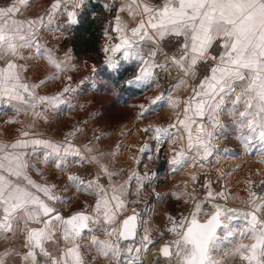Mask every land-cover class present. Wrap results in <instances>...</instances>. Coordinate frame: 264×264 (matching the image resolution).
<instances>
[{
    "label": "snow or ice",
    "instance_id": "1",
    "mask_svg": "<svg viewBox=\"0 0 264 264\" xmlns=\"http://www.w3.org/2000/svg\"><path fill=\"white\" fill-rule=\"evenodd\" d=\"M88 2L52 0L44 15L30 19L18 18L30 0H12L0 6V99L27 103L33 109L37 105L55 107L63 102L66 93L75 91L66 85L55 96L37 95L34 89L47 86L57 76L29 84L23 74L30 70L28 62L41 58L54 65L58 72L67 70L63 62L57 63L51 51L40 44L39 34L41 30H52L55 18L60 15H66L67 25L77 23ZM123 12L136 20L134 27L121 23ZM116 13V26L111 31L118 33L115 39L119 42L105 46L106 63L119 71L120 59L137 62L138 71L126 81L129 87L140 91H146L152 84L159 87L158 71L168 73L169 69H176L182 74V78L166 85L159 95L150 99L148 105H139L138 118L154 114L165 105L178 108L181 101L168 88L178 91L189 86L185 78L195 81L202 77L192 85L191 94L182 102V111L175 113L171 123L143 129L153 133L157 153L169 139L181 132L184 134L179 139L186 143L168 161L172 171L188 162L198 165L213 155L230 153L231 149L227 148L221 153L216 143L226 139V134H234L246 149L259 144L264 152V0H161L158 4L152 0H124ZM55 29L63 31L61 25H55ZM104 35L114 39L108 29ZM164 42L171 55L163 52ZM116 53L121 56L116 57ZM70 58L66 53L65 60ZM224 117L229 123H225ZM76 131L79 129L59 143L36 138L0 142V233L15 234L18 228L23 231L25 247L29 249L23 258L30 264H86L85 241L97 252V257L90 259L103 257L111 264H143L139 257L142 253L146 255L159 240H153L148 229H144L145 235L139 236V213L127 216L118 228L111 230L93 225L101 221L103 225H111L126 204L138 203L125 199L131 194L125 185L135 179L142 188L154 174L146 173L142 177L134 171L129 181L117 184L113 179L117 173L100 163L106 155L115 159L117 153L82 155L70 143ZM29 135L26 130L21 132L22 137ZM95 139L99 141L102 137ZM85 151L93 153L94 148L85 146ZM140 153L153 158L147 144L140 148ZM32 157L40 158V163H53L61 171H67L70 158L71 163L81 166L96 165L97 171L94 175L89 173L90 179L72 174L64 186V191L72 186L95 196L91 213L82 210L63 216L53 204L57 201L68 204L70 200L55 195L52 189L56 185H41L31 179L29 172L36 168ZM101 176L107 177L106 186L100 183ZM204 187L208 188L209 183ZM251 195V211L247 212L219 203L211 204L206 210L201 201L187 215H169L170 226L166 232L172 239L158 249L156 264L160 258L163 264H234L237 259L239 264H264V196ZM219 198H223V193L209 190L205 200ZM239 218H243V223L234 225L232 222ZM32 224L43 227H31ZM53 225L66 242L57 257L44 246L45 242L56 240ZM96 232L108 239H98ZM164 238L162 232L160 239ZM244 239L251 243L238 242ZM122 242H128L127 246ZM41 256L44 260L39 259Z\"/></svg>",
    "mask_w": 264,
    "mask_h": 264
},
{
    "label": "rangeland",
    "instance_id": "2",
    "mask_svg": "<svg viewBox=\"0 0 264 264\" xmlns=\"http://www.w3.org/2000/svg\"><path fill=\"white\" fill-rule=\"evenodd\" d=\"M11 1L12 0H0V6L9 4L11 3ZM123 2L124 0L113 1V8H111L110 6L111 10L109 11V13L107 11V8L104 6L108 19H106L104 23L103 37L105 30L108 29L110 35L114 38L112 40H109L111 44H114L116 42V35L115 32L111 31L110 28L112 27V23L115 20L114 17L117 14L116 9L119 8ZM66 21L67 17L66 15H63V17L57 20L56 25H59L60 23L62 25L63 23H66ZM60 32L65 36L66 32L64 30ZM63 40L61 44L63 46L68 45L65 44ZM103 42L104 41L102 38L101 50L104 47ZM163 51L171 55L167 42H164ZM102 53V61L103 63L108 65L106 63L108 57L105 56L104 50H102ZM73 56V62L76 65L75 77L71 78L72 81L70 83L66 82L68 81L67 78L66 80H64L63 78L58 83L57 88L60 92L66 85L71 88H73L75 85H78L80 90L79 93L77 92V95L76 93L74 94L73 92H70L66 93L64 96L70 101H77L79 99L80 102L83 101L82 104L84 106L83 109L79 107L73 109L72 111L76 114L74 116L70 114L68 117H72L71 119H64L62 116H56L53 128H56V130L59 131L61 129L64 130V127L65 129H68L67 131H74L75 129H79V131L77 132L80 133L79 141L82 147L87 146L94 141H97L95 137L102 136L103 133L105 135V131H111L109 133H112L117 126L116 124L121 120L137 116L139 113L138 109L140 104H148L150 102V99L159 95L161 89H163L166 85L173 84L178 78H182V74L178 73L176 69H170L168 73L163 72L165 74V77L163 78H165L166 80L165 83L162 84L160 80V74L162 72L158 71L157 76L160 80V86L153 87L151 91H141V94L130 99L125 104L121 103L120 99L118 98L119 88L115 85L113 86L111 83H109V81L102 79L101 76L97 74L96 69L98 66H100L101 62L94 63L87 57L77 60L74 53ZM94 69L95 71H93ZM128 78H130V76ZM199 78L202 77H198L195 81H193L191 78L186 79H188V81L193 85L194 83L199 82ZM171 89L172 88H168V92L173 95V91H171ZM175 98H178L182 103L180 96H175ZM182 106L183 105L180 104L178 108H172L165 105L160 111L148 116H151L153 119H155L157 126H167L172 122L175 113L182 110ZM177 109L178 111H176ZM88 119L89 121L92 120L90 125L87 124ZM69 122H71V125L68 124ZM225 123H229V120H226ZM182 135L181 133H179L177 137L169 139L168 142H166L162 146L159 153H157L156 151L157 145L155 144L154 147H152V159H149L145 162V157L142 155V158L138 157L137 159L139 160V164L137 163V160L135 161L134 159L133 163H130L131 168L129 170V176L128 171L126 175H122L120 174L119 168L116 165H112L109 167L108 164L103 163L104 165L108 166L111 171L117 173V175L113 178L117 184L118 181H122L125 179H128L129 181V177L132 176V173L134 171L142 177L146 173L154 174L151 176L150 182L146 183L142 188L140 184H136L135 179L131 180V182L127 184V186H130L128 190L131 194L125 199L139 201L138 203L126 204V206L117 214L115 221L111 225H103V222L101 221L99 225L94 226L108 227L109 230H111L112 228H118L119 221L122 215L130 210L137 211V213L140 214V227L138 226L140 233H142L144 229H148L153 240H159L158 244L150 247V250L146 255L143 253L141 254L139 258L143 261V264H156L153 261L152 257L154 252L158 251V245L162 242H166L167 240L172 239V235L166 232L167 227L170 226V221L168 219L169 215L173 217H179L181 214L187 215L188 212L193 209L194 204L201 201L204 202V207L206 208V210L210 209L211 204L219 203L224 207L235 209L238 212H247L251 211L250 200L253 198L251 193H257L258 195L264 196V185L261 184V181H264V173L258 175L256 171H252L248 173L245 172L244 174H239V177H237V174L232 175V164L236 160L232 158H236L234 156H236L237 154H239L238 152H240L238 149L239 143L237 140H235L234 134H226V139L221 138L216 142L217 144H220L218 146H220V148H223L222 150H224L225 148L231 149L230 153L223 155L217 154L218 156L213 155L207 160L199 162L198 165L196 163L188 162L184 165V167H180L176 171H172L168 161L172 158L173 153L176 151H180L186 143V141H182L179 139V136ZM173 139L175 140V143H173ZM101 140L97 142L102 143L103 140ZM253 146H259V144H254ZM81 154L84 156L91 155L86 151L82 152ZM133 158L134 156L131 157V160H133ZM167 166H169V169L167 168ZM96 171V165H92L91 167H89L88 165L81 166L74 163L73 167L69 166L68 174L82 176L85 178V180H87L91 178V176H89V173H92L94 175ZM222 174L224 175L222 176ZM193 176L197 177V179L193 180ZM238 178L240 181V188L236 189V182L238 181ZM206 182L209 183L208 188L204 187ZM100 183L106 186L108 184L107 177L101 176ZM133 183L135 185H138L137 188H134ZM137 189H140L139 193H137ZM209 190H211L213 193H223V198H219L210 202L206 201V193ZM80 195L82 196L81 193ZM177 197H179V199H177ZM82 199L84 198L82 197ZM87 200V212L91 213V206L95 203V196H90ZM84 205L85 204L83 203H79V208L81 209ZM73 209L76 208L74 207ZM232 223L234 225L242 224L243 218L236 219ZM162 232L165 233L164 239H160V234ZM100 237V239L102 240L108 239L106 235H100ZM113 239L115 240V238ZM247 241L248 239H244L238 242L247 244ZM127 243L128 242L124 243L125 246H127ZM121 259L123 260L124 258L122 257ZM159 264H161V261H159ZM234 264H239L238 259L234 262Z\"/></svg>",
    "mask_w": 264,
    "mask_h": 264
},
{
    "label": "crops",
    "instance_id": "3",
    "mask_svg": "<svg viewBox=\"0 0 264 264\" xmlns=\"http://www.w3.org/2000/svg\"><path fill=\"white\" fill-rule=\"evenodd\" d=\"M152 2L158 4L161 3V0H152ZM51 3L52 0H30L29 5L23 8V15L18 18L30 19V18H37L39 16H42L48 10ZM61 17H63V15L57 16L55 18L54 24L52 26V30L40 31L39 40L42 46L46 47L47 50L51 51L52 56L56 60V62L57 63L63 62L62 66H66L67 70L58 72L55 66L49 64L48 61L44 58L28 62L30 70L25 71L23 75L25 81L29 84L39 83L40 80L46 79L53 75L57 76L56 79L49 80L47 86H42L40 88L34 89V92L37 95L55 96L59 93V89L57 88L58 83L63 78L64 80H66L67 78L68 81L66 82L70 83L72 79L69 80V77L71 78L75 77L76 65L73 62L74 56L72 53V49L68 45L63 46L61 44L64 35L60 31L55 29L56 22ZM120 18H121V23L127 25L129 28L134 27L136 25V20L132 19L127 12L120 13ZM59 25H61V23ZM115 26H116V21L114 20V22L112 23V27ZM115 35L117 36L118 33L115 32ZM103 41H104L103 42L104 47L102 48V50H104L105 46L114 45L115 43L119 42L118 40H116L114 44H111L109 42V39H107L105 35L103 37ZM146 50H147V46H146ZM66 53H68L71 57L69 60H65ZM115 55L116 57L119 58L121 56V53H116ZM105 56L108 57V54L105 53ZM160 59L161 60L163 59V55L160 56ZM120 60L124 62L134 63L135 65L134 73L138 71L139 65L137 64L136 61H132V60L126 61L123 59ZM188 85L189 86L187 88H181L178 91H174L173 89H171V91H173V96L174 97L180 96L183 102V100L191 94L192 84L189 81H188ZM153 87H155V84L149 86L146 91H151ZM78 88H79L78 85H75L73 87V89H75L73 93L74 94L76 93V95L77 92L79 93L80 90V88L79 89ZM82 103L83 101L80 102L79 99L77 101H70L64 96L63 102L56 105L55 107L52 106L46 107L42 105H37L36 108L33 109L29 107L27 103L20 104L19 102H15V101L9 103L5 99H0V142L11 143L17 139H32V138L49 140L54 143L63 142L65 136L74 131L73 130L67 131L68 129H65V127L64 130L61 129L60 131L56 130V128H53L55 117L62 116L64 119H71L72 117H68V116L70 114H72V116L76 114L72 110L78 107L83 109L84 105ZM181 105H183V103H181ZM17 108H19V112H17ZM176 111H178V109ZM138 112L139 113L141 112L140 107L138 109ZM226 120H228V118L224 117L225 122ZM91 122L92 120L89 121L88 119L87 124L90 125ZM70 123L71 122H69L68 124ZM116 125L117 126L112 133H109L111 131H105L103 129L105 131V135L103 133L102 136H100L102 137L103 140V141L101 140L102 143L94 141L87 146L94 148V152L90 153L91 155H94L99 152H107V153L116 152L117 154L115 159L111 155H106L104 159L101 160L100 162H102V164L103 163L108 164L109 167L112 165H116L119 168L120 174L126 175L128 171V176H129V170L131 168L130 163H133L134 159L136 161L138 157L142 158V154L140 153V148L143 147L145 144H147L150 146L152 152V147H154V145L156 144L153 139V133L145 132L143 131V129L147 128L149 125L155 127L157 126V123L155 122V119H153L151 116H146L145 118H138L137 115V116L129 117V119L121 120ZM25 130L28 131L30 134L29 137L27 138L21 136V132ZM79 140H80V133L76 131L75 134L70 137V143L74 145L76 148H78L81 151V153L85 152L84 151L85 146L82 147ZM238 143H239L238 149L240 152H238L239 154L234 156L236 158H232V159H236L235 160L236 165L235 162L232 164V175L237 174V177H239L240 176L239 174H244L245 172L248 173L252 171H256L258 175L261 173L263 174L264 152L260 150V146H253L250 149H246L240 141H238ZM218 145L220 144L218 143L217 146ZM218 148L220 149L221 152H223L222 150L223 148H220V146H218ZM41 151L43 150L41 149ZM132 156H134L133 160H131ZM143 156L145 157L144 158L145 162L149 160V156L147 154H143ZM39 159L40 158L38 157H32V162L36 164V168L29 172L31 179L41 185H47V186H51L53 184L56 185V187L52 189L55 195L60 197L61 199L70 200V203L68 204L60 203L59 201H57L53 204V206L56 207L64 215L72 213L73 211L74 212L82 211V210L88 211V206L86 205L87 204L86 202L88 201L87 200L88 197H90L89 195H87L83 191H78L75 187L72 186H69L68 191H64V186L68 182L67 178L69 176L68 174L69 166L73 167L74 164L71 163V158L67 165V171L59 170L53 163H49V164L40 163ZM168 167L169 166H167V168ZM125 181H128V179L118 181V184L124 183ZM136 184L139 183L136 182ZM125 186L126 188L130 187L127 186V184ZM133 186L134 188L135 187L137 188L138 185H135L133 183ZM239 188H240V181L238 178V181L236 182V189ZM80 193L82 194V196L80 195ZM82 197L84 199H82ZM79 203H83L85 205L80 209ZM74 207L76 209H73ZM127 213L122 215L120 220ZM30 226L38 227L40 225L32 224ZM20 228H22V225L20 226ZM56 235L57 236L55 242L45 243L46 249L51 252L53 257L59 256L60 249L64 247L66 243L62 238H60V233H57ZM95 235L97 236L98 239H100L101 238L100 235H104V234H101V232H96ZM143 235H145L144 231L142 233H140L139 231V236H143ZM84 243H85V248L83 252V259L86 261V264H111V261L104 259L103 257L90 259V257H97V252L94 248H89L87 246V241H85ZM246 243L247 244L251 243V241L248 240ZM27 249L28 248L25 247V243H24V233L23 231L19 230V228L15 232V234L0 233V259L3 260V264H22L20 254L25 252Z\"/></svg>",
    "mask_w": 264,
    "mask_h": 264
},
{
    "label": "trees",
    "instance_id": "4",
    "mask_svg": "<svg viewBox=\"0 0 264 264\" xmlns=\"http://www.w3.org/2000/svg\"><path fill=\"white\" fill-rule=\"evenodd\" d=\"M77 19L78 22L75 24L63 23L61 25L66 32L63 42L71 47L76 59L87 57L94 63L101 62L96 69L97 74L119 88L118 98L121 103L126 104L130 99L141 94L140 90L126 84L128 77H131L135 72L134 63L119 60L121 68L116 71L102 61L101 41L104 23L107 19L103 5L97 1L89 0Z\"/></svg>",
    "mask_w": 264,
    "mask_h": 264
},
{
    "label": "water",
    "instance_id": "5",
    "mask_svg": "<svg viewBox=\"0 0 264 264\" xmlns=\"http://www.w3.org/2000/svg\"><path fill=\"white\" fill-rule=\"evenodd\" d=\"M75 212H77V211H75ZM75 212L70 213V214H67V215L62 214L61 212H60V213H61L63 216L68 217L69 215L74 214ZM134 212L137 213V211H135V210H131L130 212H128V213H127V214H126V215L120 220V223H121L125 218H127V216L133 215ZM120 223H119V225H120ZM138 224H139V217H138V221H137V227H138ZM93 226H95V225H93ZM38 227H43V225H40V226H38ZM118 227H119V226H118ZM53 229H54V231H55V234L60 233V232H59V229H58V228H55L54 225H53ZM56 236H57V235H56ZM45 243H46V242H45ZM122 243H124V242H122ZM164 243H166V242H162V243H160V244L158 245V249H159ZM44 246H45V244H44ZM45 248H46V246H45ZM28 251H29V249H27L25 252H23V253L20 254V256H21V263H22V264H30V261H29V260L23 258V257L26 255V253H27ZM37 251H38V250H37ZM39 259L44 260V257L41 256V257H39Z\"/></svg>",
    "mask_w": 264,
    "mask_h": 264
},
{
    "label": "built area",
    "instance_id": "6",
    "mask_svg": "<svg viewBox=\"0 0 264 264\" xmlns=\"http://www.w3.org/2000/svg\"><path fill=\"white\" fill-rule=\"evenodd\" d=\"M95 1H97V2H99V3H101L102 5H103V7L105 6V5H108V7H106L107 8V11H108V13H109V8H110V6H111V8H113L112 7V4H113V1H115V0H95ZM108 19V18H107ZM160 76H161V83L162 84H164L165 83V78H163V77H165V74L162 72L161 74H160Z\"/></svg>",
    "mask_w": 264,
    "mask_h": 264
},
{
    "label": "bare ground",
    "instance_id": "7",
    "mask_svg": "<svg viewBox=\"0 0 264 264\" xmlns=\"http://www.w3.org/2000/svg\"><path fill=\"white\" fill-rule=\"evenodd\" d=\"M42 107V106H40ZM157 257H158V251H155L154 254H153V261L156 263L157 262ZM160 261H161V264H163V260L162 258H160Z\"/></svg>",
    "mask_w": 264,
    "mask_h": 264
}]
</instances>
